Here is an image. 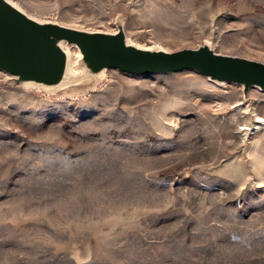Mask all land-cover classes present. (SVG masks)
<instances>
[{
  "label": "rangeland",
  "instance_id": "374dc122",
  "mask_svg": "<svg viewBox=\"0 0 264 264\" xmlns=\"http://www.w3.org/2000/svg\"><path fill=\"white\" fill-rule=\"evenodd\" d=\"M13 1L90 30L121 17L142 45L264 61V0ZM255 110L264 90L189 69L110 68L76 95L0 70V264H264Z\"/></svg>",
  "mask_w": 264,
  "mask_h": 264
},
{
  "label": "water",
  "instance_id": "95a60500",
  "mask_svg": "<svg viewBox=\"0 0 264 264\" xmlns=\"http://www.w3.org/2000/svg\"><path fill=\"white\" fill-rule=\"evenodd\" d=\"M115 24L114 31L80 28L38 18L12 0H0V70L7 83L58 95L94 90L100 74L110 68L133 74L189 69L213 81L238 83L245 94L250 87L264 90V61L219 52L209 41L172 51L153 43L140 47L129 42L121 17ZM65 45L79 49L77 74L68 70Z\"/></svg>",
  "mask_w": 264,
  "mask_h": 264
},
{
  "label": "bare ground",
  "instance_id": "6f19581e",
  "mask_svg": "<svg viewBox=\"0 0 264 264\" xmlns=\"http://www.w3.org/2000/svg\"><path fill=\"white\" fill-rule=\"evenodd\" d=\"M13 1V0H12ZM16 5H18L20 8H22L24 11H26L22 6H20L19 3L13 1ZM150 37H153L152 34L150 35ZM155 37V36H154ZM153 37V38H154ZM149 39V38H148ZM129 42L137 45V46H140V47H148L147 45H142L134 40H132L130 37H129ZM65 50L67 51V54H68V61H69V64H68V70L71 74H77L81 71V68H80V63H79V56H80V53L79 51H75L72 49L71 46H68V45H65L64 46ZM105 76V71H103L101 74H100V78L102 79L103 77ZM209 79V78H208ZM210 80V79H209ZM212 82H215V83H218V84H225V82H219V81H213V80H210ZM26 87L28 86V84L25 85ZM29 87V86H28ZM46 88V87H45ZM26 89V88H25ZM95 89V88H94ZM259 89V88H258ZM257 89L256 88H253L252 92L256 91ZM243 103L242 101H239L238 102V105H239V108L241 109H248V106L244 105V104H241ZM219 104V103H218ZM254 114V117H255V125H256V128L257 130H260L264 127V115H260L256 110L255 112L253 113Z\"/></svg>",
  "mask_w": 264,
  "mask_h": 264
}]
</instances>
